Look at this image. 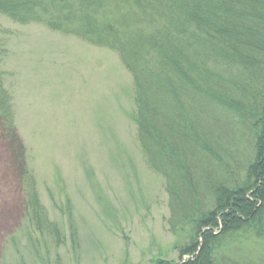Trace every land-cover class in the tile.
Returning <instances> with one entry per match:
<instances>
[{"label": "trees", "instance_id": "16d2710c", "mask_svg": "<svg viewBox=\"0 0 264 264\" xmlns=\"http://www.w3.org/2000/svg\"><path fill=\"white\" fill-rule=\"evenodd\" d=\"M0 15L108 46L134 75L138 141L165 180L170 231L190 230L178 263L154 264H264V252L237 250H264V0H0ZM4 77L0 120L24 162ZM215 111L240 125L232 149L217 143ZM243 140L253 152L242 162ZM41 213L33 193L25 218L51 232Z\"/></svg>", "mask_w": 264, "mask_h": 264}, {"label": "rangeland", "instance_id": "374dc122", "mask_svg": "<svg viewBox=\"0 0 264 264\" xmlns=\"http://www.w3.org/2000/svg\"><path fill=\"white\" fill-rule=\"evenodd\" d=\"M0 41L4 88L25 148L18 161L0 120V264L178 263L190 230L170 231L171 198L138 141L135 77L120 54L1 15ZM225 115L215 111L209 120L217 143L232 149L241 128ZM248 141L235 150L242 162L253 152ZM33 193L51 232L25 218ZM237 250L264 252L250 242Z\"/></svg>", "mask_w": 264, "mask_h": 264}]
</instances>
